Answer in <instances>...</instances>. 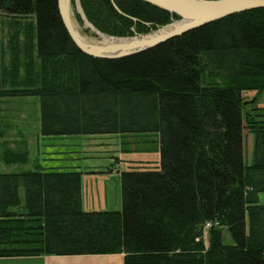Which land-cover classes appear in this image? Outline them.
Listing matches in <instances>:
<instances>
[{
    "label": "trees",
    "instance_id": "trees-1",
    "mask_svg": "<svg viewBox=\"0 0 264 264\" xmlns=\"http://www.w3.org/2000/svg\"><path fill=\"white\" fill-rule=\"evenodd\" d=\"M81 5L114 36L179 18L144 0ZM3 16L14 20L13 57L10 67L0 63V97L38 96L43 135L154 134L161 154L157 167L121 172V210L85 211L80 171L0 172V258L124 253V264H264V108L243 96L264 92V7L121 58L81 51L58 0H0ZM245 126L256 137L250 164Z\"/></svg>",
    "mask_w": 264,
    "mask_h": 264
},
{
    "label": "rangeland",
    "instance_id": "rangeland-1",
    "mask_svg": "<svg viewBox=\"0 0 264 264\" xmlns=\"http://www.w3.org/2000/svg\"><path fill=\"white\" fill-rule=\"evenodd\" d=\"M71 12L74 22L75 29L84 37L88 38L92 42H102L103 39L96 34V32L89 27L82 16L84 9L81 5V0H71ZM78 15L81 16L78 17ZM86 16V15H85ZM23 20H29V17L21 18ZM175 20V19H174ZM14 22L13 16H3L0 18L1 27H3L4 42L7 41L12 33L11 29L8 28L10 22ZM171 23V22H170ZM169 24V23H168ZM162 27V26H161ZM158 29V28H157ZM156 30V29H154ZM150 30L146 33H150ZM7 32V33H6ZM105 33V32H104ZM139 33V34H146ZM7 35V36H6ZM111 35V34H110ZM114 36V35H112ZM9 41V39H8ZM244 102L246 106L248 103L253 104L255 107L264 108V92H257L255 90H244L243 92ZM27 97V96H24ZM29 98V99H28ZM28 99V100H27ZM26 98H16L15 106L19 109L15 110L14 113H9L8 123H11L13 130L9 132V139H12L15 146L12 150L20 151L26 158L29 157L28 153L23 150V142L19 141L21 138H25L27 145H29V154L32 158V163L36 159L43 160V167L46 165H55L56 160L60 158L58 153L55 152L56 147L50 150L48 148L49 143L39 141L38 143L35 137V132L39 129V115H40V102L38 96H30ZM36 99V100H35ZM14 106V107H15ZM249 107V106H248ZM22 111V112H21ZM264 116V111L262 112ZM0 114V123L3 117ZM7 115V114H6ZM5 122V121H4ZM29 129L26 131L24 128ZM18 130L21 132L18 133ZM39 131H37L38 135ZM244 154L245 162L250 164L252 162L256 137L250 132L248 127L244 128ZM59 137V136H57ZM70 138H53L56 140L62 139L64 143H72L70 145L77 146L80 151L86 148V152L78 153V165L79 170L91 171L100 170L99 172L88 173L83 179V190H84V204L86 206L87 200L93 204V206L98 209L104 208L121 210L122 208V194H121V182L120 174L122 171L127 170L131 166L139 167H157L160 164V142L159 137L157 138L154 134H84V135H72ZM158 140V142H157ZM2 140L0 139V142ZM10 141L7 145L3 146V151L10 149ZM75 144V145H73ZM32 145V146H31ZM1 146V143H0ZM46 146V148H44ZM6 147V148H4ZM1 151V148H0ZM2 152V151H1ZM0 152V155H1ZM68 156L63 161L67 162ZM75 157V156H74ZM113 158V160H112ZM115 158V159H114ZM0 156V172H7L10 167L5 163L1 162ZM32 163L29 164H17L18 168L14 169L13 172H24L27 170H35L32 167ZM113 164H115L113 166ZM32 167V168H31ZM114 174H112V173ZM119 174V175H118ZM114 175V176H113ZM82 189V181H81ZM21 194L24 195V191L21 190ZM260 202L264 204V193L259 195ZM207 224V223H206ZM204 225V234L206 245L208 244V233L212 226L207 227ZM227 241H231L230 237L226 233ZM80 256V255H77ZM68 256V257H77ZM97 256V255H94ZM100 257H107L108 255H98ZM50 257V255H49ZM59 257L61 256H53ZM54 258H46L44 261L33 257H23V258H0V264H45V261ZM90 259V258H88ZM91 260V259H90ZM86 260H81L75 264H85ZM108 261L105 263L107 264ZM95 264V263H94Z\"/></svg>",
    "mask_w": 264,
    "mask_h": 264
},
{
    "label": "water",
    "instance_id": "water-1",
    "mask_svg": "<svg viewBox=\"0 0 264 264\" xmlns=\"http://www.w3.org/2000/svg\"><path fill=\"white\" fill-rule=\"evenodd\" d=\"M150 4L167 10L178 19L159 27L150 33L134 34L133 36H112L96 28L83 13L85 23L91 27L102 42H92L82 36L74 26L71 0H58L62 20L79 49L94 57L121 58L136 54L156 46L170 38L184 34L208 23L246 10L264 7V0H144ZM117 9L118 6L114 3ZM171 27L163 33L152 35L165 27ZM108 40H107V39ZM122 42H109V39Z\"/></svg>",
    "mask_w": 264,
    "mask_h": 264
},
{
    "label": "crops",
    "instance_id": "crops-1",
    "mask_svg": "<svg viewBox=\"0 0 264 264\" xmlns=\"http://www.w3.org/2000/svg\"><path fill=\"white\" fill-rule=\"evenodd\" d=\"M2 30V34L3 33V29ZM12 31V30H10ZM7 33V32H6ZM7 35H11L10 33H8ZM6 35V36H7ZM4 36V35H3ZM8 38L7 41H5V53L1 55V59H0V63L3 67H10L11 63H12V53L10 48L8 47ZM22 60V58H20ZM30 97V96H27ZM24 96H17V97H12V96H5V97H0V114L3 117L2 122L0 123V139L2 140L1 143V162L5 163L6 165H8L10 167V169L7 172H13V168L17 169V163H12L11 161L8 160H3V146L7 145V142L10 141V149L14 148V142H12L11 140H8L9 137V132L11 130H13V127L11 126V123H8V119H9V113H14L15 110H18L19 107L15 106L16 103V98H26ZM29 99V98H28ZM27 99V100H28ZM36 100V99H35ZM15 106V107H14ZM40 106V105H39ZM13 108L15 110H13ZM22 112V111H21ZM7 114V115H6ZM5 121V122H4ZM26 131H30L29 129H27L26 127L24 128ZM37 131H39L38 135H37ZM35 132V137L38 143V149H39V141L41 142H47L49 143L48 148L50 150H52L53 148H57L55 150V152L58 153V156H60L59 159H57L56 164L55 165H46L43 167V160H38L36 159L35 161H33L34 163H32V158L29 154V145H27V142L25 141V138H21L19 139V141L23 142L24 145V152L28 153L29 157H27L26 159H24L22 161V164H29L32 163V167H35L36 169L38 168H43V170L45 171H61V172H65V171H80L82 173V189H81V194H82V207L85 211H95V210H101L102 208H98L96 209L93 204H91L90 201L87 200V204L85 206L84 204V190H83V179L85 180V176L88 173H92V172H99L100 170H91V171H83V170H79V165H78V153L79 152H86V148H84L82 151H80V149H78L77 146H72L70 144L72 143H64V141H62V139L60 140H56L53 138H70L72 139V135H59V137L55 136V135H43L41 133V123H40V115H39V129ZM21 132L20 130H18V133ZM75 145V144H73ZM32 146V145H31ZM6 148V147H4ZM44 148H46V146H44ZM7 150V149H6ZM68 156V160L67 162L63 161L65 158L62 159V157ZM75 156V157H74ZM115 159V158H114ZM113 160V158H112ZM115 164H113L114 166ZM31 167V168H32ZM35 169V170H36ZM31 170V169H30ZM33 170V169H32ZM29 171V170H27ZM25 172V171H24ZM112 173V172H111ZM114 174V173H112ZM119 175V174H118ZM114 176V175H113ZM264 193V192H263ZM261 195V194H260ZM103 210H114V209H107L104 208ZM80 256L77 255H50L51 258L54 259H50L48 260V262L45 261V264H75L81 260H86L84 263L85 264H105L107 261V264H124V253H111V254H79ZM97 255V256H94ZM98 255H108L107 257H100ZM53 256H61L62 258L59 257H53ZM68 256H77V257H68ZM49 255H45V256H41V257H33L36 259H39L41 261H44L46 258H50ZM90 258V259H88Z\"/></svg>",
    "mask_w": 264,
    "mask_h": 264
},
{
    "label": "bare ground",
    "instance_id": "bare-ground-1",
    "mask_svg": "<svg viewBox=\"0 0 264 264\" xmlns=\"http://www.w3.org/2000/svg\"><path fill=\"white\" fill-rule=\"evenodd\" d=\"M171 27L169 26V27H165L164 29H162V30H160V31H158V32H156V33H153L152 35H156V34H158V33H163V32H165V31H167L168 29H170ZM107 39V38H106ZM108 40V39H107ZM123 40H119V41H116V39H112V38H110L109 39V42H113V43H117V42H122ZM204 238H205V234H204V236H203Z\"/></svg>",
    "mask_w": 264,
    "mask_h": 264
},
{
    "label": "built area",
    "instance_id": "built-area-1",
    "mask_svg": "<svg viewBox=\"0 0 264 264\" xmlns=\"http://www.w3.org/2000/svg\"><path fill=\"white\" fill-rule=\"evenodd\" d=\"M212 222H207L206 226L209 227V226H212Z\"/></svg>",
    "mask_w": 264,
    "mask_h": 264
}]
</instances>
